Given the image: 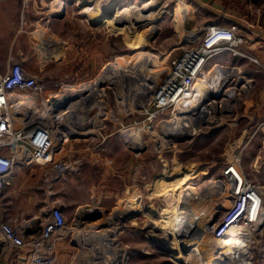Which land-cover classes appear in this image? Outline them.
<instances>
[{
	"label": "rangeland",
	"instance_id": "1",
	"mask_svg": "<svg viewBox=\"0 0 264 264\" xmlns=\"http://www.w3.org/2000/svg\"><path fill=\"white\" fill-rule=\"evenodd\" d=\"M8 1L13 22L10 33L14 51L12 55L0 54V73L7 71L9 57H13L22 59L24 66L29 70L31 68L30 71L45 82L63 81L65 84L79 86L83 82L93 80L106 63L109 64L115 59H120L121 64H125V72L137 74L138 79L139 75L144 78L146 72L134 71L137 69L135 65L140 61L134 60L135 53L140 50L149 53L147 62L151 66H157L166 55L167 61H171L182 52L181 47L185 46L184 38L187 35L189 37L192 30L210 23L236 25L254 48L249 51L247 57L233 58L234 65L223 64L225 68L234 66L231 68L237 69V75L242 74L248 79H253L252 88L238 95L237 104L232 106L233 102L230 103V109L234 111L230 113L229 109L228 112H223L227 113V116L219 118L222 123H199V129L195 133L187 128L178 131L168 127L169 115L162 120L160 116L148 120L153 134L147 130L141 131L133 124L122 126V123L141 121L143 117L129 115L130 112L129 117H125V100L114 84H108L119 79H107L103 85L96 88L92 99L93 104H97L96 108L101 106L98 116L100 122L96 127L77 135H70L67 130L60 128L64 131L63 138L78 137L80 140H68L60 150L51 155L56 159L60 158L65 150H72L74 159L82 158L78 169L66 174L65 179L49 181V177L54 174L52 171L51 174L48 173L50 166L45 168L34 165V172L29 174L30 181L27 182L31 185L33 198H26L24 202L20 197L22 191L17 190L15 182L7 189L10 194L7 193L3 199L5 204L8 202L5 210L12 215L16 223L32 216L26 212L24 216L19 214L21 210L26 211L30 204L37 213L45 202L51 200L61 201L65 205L68 224L79 206L94 202L96 206H100L102 212L84 218L83 227L86 224L91 226L94 223L95 226L100 222L104 223L106 217L118 207L124 208L127 203L136 202L138 211L133 209L124 220H116L113 225L121 226L118 237L126 252V264H186L187 258L183 251L180 253L176 249L177 253L174 255L147 237L144 223L149 218L144 211L152 207L162 219L174 218L176 197L164 184L165 176L169 172L186 171L189 183L198 187L212 183L217 187V192L222 193L230 181H233L231 176L224 175V171L235 162L232 158L238 160L237 166L245 181L255 185L263 195V202L260 204L254 199L246 201L248 205L246 204L245 214L254 212L256 205L258 206L255 211L259 208L260 211L264 210V96L259 99L260 90L263 88L264 91V0H182L189 7V14H186L183 23V34L178 33L179 19L176 18L175 12L178 1L158 0L159 5L153 11V15L157 13L155 25L158 31L153 35L149 34L145 22L139 23L141 26L137 25L134 29L135 27L129 25V21H118L119 17L115 12V9L140 4L145 0H120L113 13L110 12L113 16L109 17L107 14L106 18L96 16L93 11L101 0ZM40 31L45 32L43 37L46 42L42 41ZM131 31H144V34L151 37L144 46H135L128 41L127 36ZM52 38L56 44L49 46ZM219 61L217 57L211 58L209 70ZM234 84L235 80H232L226 88L234 87ZM58 87H48L46 92H55ZM103 87L107 90L105 97ZM223 100L224 97H218L215 101ZM114 102L118 105H114ZM165 133L168 135H164ZM135 148L142 151L138 152ZM63 169L65 170V165ZM68 169L72 171V168ZM230 186L229 195L237 189H233V183ZM215 198L222 197L219 194ZM233 201L232 199L228 209L216 208L220 201L210 207L209 214L215 213L212 219L213 227L225 219H230L231 211L240 207L242 200ZM1 210H4L2 205ZM104 211L106 217H103ZM98 226L104 229L108 227L102 223ZM83 227L80 226L81 229ZM259 237L258 234L253 237L255 242L253 241L251 246L250 256L253 264H264V234L260 243L256 240Z\"/></svg>",
	"mask_w": 264,
	"mask_h": 264
},
{
	"label": "bare ground",
	"instance_id": "2",
	"mask_svg": "<svg viewBox=\"0 0 264 264\" xmlns=\"http://www.w3.org/2000/svg\"><path fill=\"white\" fill-rule=\"evenodd\" d=\"M118 1L120 0L99 1L96 8L93 10L94 14L101 18H106L107 14L109 17L113 16L109 11L111 8L112 10L115 9ZM176 1H178L175 8L176 18L179 19L178 33L183 34L185 31L183 23L186 14L189 12V7L182 0ZM121 3L123 4V2ZM158 5V0H145L140 4L136 3L132 6L126 5L120 9H115V12L119 17L118 21H120V19L123 23L129 21L130 26L138 27L141 26L139 23L145 22L148 26L146 29L149 30V34L153 35V33L158 31L157 25H155L157 13H154L153 15V11ZM159 13H161L160 10ZM136 27L134 29H136ZM44 33L45 32H41L40 34L42 35V41H45L43 37ZM151 35L148 36V34H144V31L143 33H135V31H131L127 37H129L128 41L135 44V46H144L148 43ZM192 35L193 32L192 34L190 33L188 40L192 39ZM130 37L132 39H130ZM55 44L56 42H53L52 38V42L48 45ZM181 48L183 49V47ZM133 57L134 60H140L135 65V68L137 69L134 71L146 72L144 78L139 75L140 77L138 79L136 73V75H132V72H125L127 70L126 68L118 66L115 63H106L108 65L105 64L101 71L90 82H83L79 86H68L67 89L63 91L62 98H57V100H59L57 101V107H59L60 115L57 118H53L52 121L49 119L48 121L51 122V124H54L56 130L63 128L67 130L70 135L87 132L88 129L96 127L98 122H100L98 116L100 114L101 106L100 108H96L97 104H93V95L96 94V88L103 85L104 82L111 77H115L119 80H112V82H109L108 84H114L115 87H117L123 100H127L131 97L135 101H139V103H141L139 106L142 107L139 111L147 109V103L150 104L152 100H154L155 103H158L161 97L157 99L155 95L151 94L150 91L154 89L155 86L150 82L154 81L159 75L161 76V74H167L169 72V65L172 61H167L168 55H166V58L161 59L160 62L157 63V66H151V64L147 62V58L150 57V54L141 50L135 53ZM223 66L224 65L213 66L212 68L210 67V70L208 68V73L202 76L192 88V93L195 94L194 98L191 99V96L189 99H184L179 103V109L185 107V105H190V109L193 112L191 115L180 112L177 107L174 110L175 112L172 108L163 109L164 113L172 118L171 122L168 121L167 123L168 127L170 126L178 131L187 128L195 133L199 129V123L212 125L219 122L218 113L221 111L228 112L231 107L230 103L233 102L232 100L236 95L235 88H230L227 91H224V83L236 76L239 77L237 80L244 79V76L240 77L241 75H237V69L231 67L225 68ZM121 75H123V78L120 77ZM223 77H227V80L223 81ZM218 97H224V100L216 102L215 100ZM26 103L27 102L23 101L14 103V105L11 103L3 112L12 114L14 113V110L17 112L25 111L29 107ZM67 105L69 106L67 107ZM53 109L47 108V111L51 112ZM80 110L83 112L81 113ZM133 112H135V114L137 113L134 110ZM128 113L129 111L126 109L124 114L127 115V117ZM46 114L48 117L52 118V115L50 116L51 113L49 114V112H46ZM82 114H85L84 118L82 117ZM154 114L155 111H150L142 122H138L137 124L133 122V125H136L137 127L135 128H138L141 131L147 130L153 134L154 131L150 127L148 120H152ZM31 121L35 120L32 119ZM31 121L28 122L31 123ZM40 122L43 123L41 118L37 123ZM88 124H90V126H88ZM25 125L26 124L24 123L15 125V128L22 133L25 130ZM123 125L126 124L122 123V126ZM59 134L60 133H58V135ZM232 160L237 161L236 158H232ZM61 166L59 167L58 164H55L52 167L50 166L48 173L51 174V170L59 173L58 170L63 169V165ZM62 173L63 172H60L56 177H59ZM227 174H229V176L231 175L234 181H230V184L224 188L222 193H219L217 192L215 184L206 183L202 187H198L189 183L190 180L188 176H186V171L180 170L178 172H169L168 175L165 176L164 184L165 188L171 190V193L176 197L174 218H167L164 220L152 207L145 209L144 213H146L149 218L146 222L144 221L147 237H150L149 239L159 243L165 251L171 252L174 255L177 253L176 249L180 253L183 251L185 258H187L186 264H253L250 257L251 246L255 242L253 237L255 238L257 234L258 236L260 235L259 239H256L260 243L264 234V210L261 209L260 211L259 208V210L255 211L258 206L256 205L257 201L254 204L256 205L254 206L256 208L253 209L254 212L251 213L248 210L249 212H247V215L245 214L247 204V202H245L243 205L244 210L242 212H238L239 209L233 210L234 212L231 211V218L225 219L216 227H213L212 225V219L215 213L211 215L208 212L210 207L218 201H220V203L216 205V208H221L223 210L228 209L232 199L234 200L233 202L241 201L244 192L250 194L246 200H258L259 204L263 202V195L261 192L258 191L255 185L245 181L244 175H241L240 169L237 165H233ZM52 179L55 180L54 176L51 175L49 181H52ZM231 183H233V189L237 188L238 190H233L234 192L229 195ZM219 194L222 198H215L219 196ZM127 204L128 205H125L124 208L118 207L115 209V212L110 216L106 217L105 211V213H102L103 217L105 216L106 219L104 223H100L107 224L108 227L105 229L99 228L98 225L100 223L95 226L93 225L94 223L91 226H87L88 224H86L83 227L85 223L84 218L99 214L102 210L100 206H96L97 204L95 202L90 205H82V207H79L76 211L77 214L74 220L76 227L71 228L72 232H75L74 235L80 236L86 234L87 238H91L97 234L96 240L100 241L94 243L97 248L98 246L100 247V245L105 247L108 242H111V240H113V243L115 244L121 226L116 225L113 227L114 221L117 220L121 222L126 216L131 214L133 209V211H138L136 202ZM34 220L31 222H34ZM80 226L81 228L83 227V229H81ZM86 226L87 228H85ZM100 235L101 237L99 238ZM116 243L118 244V242Z\"/></svg>",
	"mask_w": 264,
	"mask_h": 264
},
{
	"label": "built area",
	"instance_id": "3",
	"mask_svg": "<svg viewBox=\"0 0 264 264\" xmlns=\"http://www.w3.org/2000/svg\"><path fill=\"white\" fill-rule=\"evenodd\" d=\"M192 32V39L187 40V35L184 38L185 46L182 52L177 58L171 60L169 72L159 75L150 82L155 86L150 92L157 99L161 97L159 102L155 103L152 100L150 104L147 103V109L139 111L142 108L139 106L141 104L139 101H135L131 97L125 100L124 108L130 112L129 115L143 117L138 122H142L150 111H155L152 119L160 116L162 120L168 116L164 113V108H172L174 111L184 99H189L191 96V99L194 98L195 94L192 93V88L202 76L208 73V64L211 58L217 57L220 60L218 63L215 62L214 66L232 65L233 58L247 57L249 51L254 49L251 43L247 41L245 34L240 33V28L236 25L224 26L210 23L207 26L196 28L190 33L192 34ZM9 62L7 71L0 73V201L7 189L12 186L18 169L30 168L34 165L45 168L52 167L54 164H58L59 167L65 165V171L59 177L56 175H59L62 169L59 173L54 171L52 175L55 179L60 180L65 179V175L71 173L68 168H72V172H75L82 160L81 157L74 159L73 151L70 149L65 150L60 158L53 159V156L51 157L68 140L78 139V137L63 138L64 131L56 130L54 124L48 121V119L52 121L54 116L60 115L57 98H62L63 91L72 84H65L63 81L60 83L43 81L41 77L24 66L22 59L9 57ZM241 76L243 75L241 74ZM120 77L123 78V75ZM222 80L226 81L227 77H223ZM232 80H235L234 87L226 88ZM253 82V79L244 76L243 80H237L236 77L224 83V91L235 88L236 97L232 106L237 104L239 94H244L252 88ZM51 86L59 87L57 91L47 93V88ZM106 92L105 89L103 91L104 97ZM21 101L27 102L28 109L21 112L14 110L12 114L3 112L11 103L14 105V103ZM114 105L117 106L118 103L114 102ZM190 107V105H185V107L178 109L184 114L191 115L193 112ZM47 108L54 109L50 112L47 111ZM133 110L137 113L132 114L131 111ZM233 111L234 109L230 113ZM46 112L51 113L52 118L48 117ZM218 115L220 119H223L227 113L221 111ZM40 118L43 123H37ZM32 119L35 121H31ZM171 119L170 117L167 121H171ZM138 122L134 123L137 124ZM22 123L26 125L25 130L21 133L15 128V125ZM219 123L222 122L217 124ZM129 124H133V122L126 125ZM58 133L62 135L59 136ZM164 135L168 134L165 133ZM135 149L138 152L142 151L140 148ZM237 162L238 160L234 164H230L229 168L224 171V175L229 176L227 173L233 165H237ZM43 164L45 165L41 166ZM249 195L248 192H244L241 205L237 207L238 212L244 210L243 205ZM3 212L7 213L5 209ZM76 214L68 224L63 203L51 200L48 203L45 202L37 214L23 219L20 223H16L10 217L0 215V264L127 263L126 252L123 250L119 237L116 238L115 244L111 240L105 247L100 245L97 248L94 245L98 241L96 240L97 234L91 238H87L86 234L83 236L74 235L75 232H72L71 227L75 223ZM32 220L34 222H31Z\"/></svg>",
	"mask_w": 264,
	"mask_h": 264
},
{
	"label": "crops",
	"instance_id": "4",
	"mask_svg": "<svg viewBox=\"0 0 264 264\" xmlns=\"http://www.w3.org/2000/svg\"><path fill=\"white\" fill-rule=\"evenodd\" d=\"M12 23L13 22L11 21V17H10V2L8 0H0V54L3 56L4 55L5 56L12 55V53L14 51L12 49L13 48V46H12V33H10L11 29H12ZM116 61H117V63H116ZM111 62L118 64V66H122L124 68H127L125 66V64L124 65L121 64L122 62L120 61V59H115L114 61H111ZM118 62H120V63H118ZM30 70H31V68H30ZM260 96H262V97L264 96L263 88L260 90L259 99H260ZM33 169H34L33 166L30 168L18 169V171L15 174L14 180H13L15 182V184L17 185V190L22 191V192H20V197L22 198L23 202L25 201L26 198H33L32 191H30L31 185H29V183H27L28 181H30L29 180V177H30L29 174L34 172ZM58 171H60V169ZM64 171L65 170L62 169L60 172H64ZM23 186H26V187L23 188ZM21 188H22V190H21ZM7 193L10 194V191L7 190L5 192L3 199H5V196ZM33 194H34V191H33ZM3 199L0 201V209H1V205H2V208L4 207V209L6 208L5 206L8 205L7 204L8 202L5 204ZM21 204H22V201H21ZM27 206H28V203H27ZM29 206L27 207V210L29 212L27 210L26 211L21 210L19 212V214L22 213L23 214L22 216L25 215L24 212L30 213L32 215L37 214L36 210L32 207V205L30 204ZM64 212L66 213L67 211L64 209ZM0 215L13 218L12 215H10L9 213H5L2 210L0 211Z\"/></svg>",
	"mask_w": 264,
	"mask_h": 264
},
{
	"label": "water",
	"instance_id": "5",
	"mask_svg": "<svg viewBox=\"0 0 264 264\" xmlns=\"http://www.w3.org/2000/svg\"><path fill=\"white\" fill-rule=\"evenodd\" d=\"M110 11H111V13H113V10H112V8L110 9ZM110 11H109V13H110ZM96 24V23H95ZM53 102H55V100H53Z\"/></svg>",
	"mask_w": 264,
	"mask_h": 264
}]
</instances>
